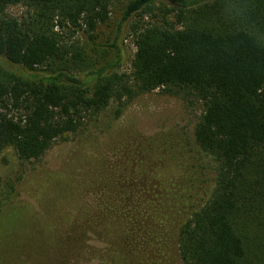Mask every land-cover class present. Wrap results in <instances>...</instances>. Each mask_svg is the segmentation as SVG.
Returning a JSON list of instances; mask_svg holds the SVG:
<instances>
[{
    "label": "trees",
    "instance_id": "trees-1",
    "mask_svg": "<svg viewBox=\"0 0 264 264\" xmlns=\"http://www.w3.org/2000/svg\"><path fill=\"white\" fill-rule=\"evenodd\" d=\"M114 1L0 0V153L11 147L22 160H39L111 102L155 89L191 96L202 105L193 141L211 156L214 179L209 196L171 226L174 259L264 264V0H128L111 37L94 43ZM18 4L26 16L6 13ZM145 16L129 25L135 51L130 71L121 72L122 24ZM56 26L82 30L100 51L90 58ZM88 157L93 163L78 182L88 215L70 233L45 216L43 195L31 212L19 196L0 200V264H171L153 254L150 238L169 213L150 198L171 187L175 169H155L146 194L127 203L112 199L111 189L142 181L139 171ZM57 171L75 192L69 166Z\"/></svg>",
    "mask_w": 264,
    "mask_h": 264
},
{
    "label": "rangeland",
    "instance_id": "rangeland-1",
    "mask_svg": "<svg viewBox=\"0 0 264 264\" xmlns=\"http://www.w3.org/2000/svg\"><path fill=\"white\" fill-rule=\"evenodd\" d=\"M127 1H114L108 22L93 33L96 35L94 43L111 37ZM27 12V7L22 4L9 6L6 11L13 17L26 16ZM148 20L149 17L145 16L143 20L133 18L122 24L125 61L120 67L121 72L130 71L135 51L129 25ZM55 30L63 36L64 41L87 48L90 58H95V49L100 51L99 47L89 44V37L82 30L70 31L57 26ZM201 113V103L191 96L161 89L138 95L122 105L111 102L99 114L86 118L80 130L57 138L39 160H22L11 147L3 150L0 153V200L5 204L19 196L17 203L31 212L41 202L43 195L47 206L45 216L50 215L55 219L56 229L66 234L76 229L77 219L88 215L87 201L85 195L80 193L81 183L78 182L93 163L88 159L89 155H93L94 160L107 157L117 164L128 165L130 171H139L142 181L129 178L111 189L112 199L127 203L135 199V203H138L146 194L144 181L155 169L174 168L171 187L166 191L158 190L156 197L150 198L156 206L162 203L163 209L169 213L166 219L160 217L164 221L157 225V233L152 240L150 238V242L155 260L164 256L167 261L171 260V264H180L176 257L174 259L175 243L171 226L201 204L213 187L214 162L211 156L198 149L192 137L193 125ZM147 160H150L149 165H144L143 162ZM66 166L70 168L75 192L67 191V185L58 177L57 169ZM51 170L56 171L49 174ZM100 240L96 244L105 248L106 244ZM9 263L10 258L4 261V264Z\"/></svg>",
    "mask_w": 264,
    "mask_h": 264
}]
</instances>
